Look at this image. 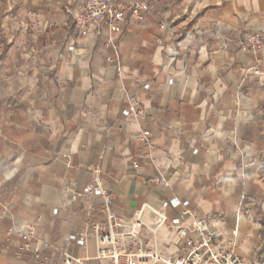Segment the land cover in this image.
I'll return each mask as SVG.
<instances>
[{
	"label": "crops",
	"instance_id": "obj_1",
	"mask_svg": "<svg viewBox=\"0 0 264 264\" xmlns=\"http://www.w3.org/2000/svg\"><path fill=\"white\" fill-rule=\"evenodd\" d=\"M143 1L149 9L141 19L128 11L122 32L90 25L79 37L72 15L84 0H0V264H62L68 236L90 232L86 223L105 215L99 197L67 204L66 190L82 191L95 164L116 213L167 200L170 218L185 207L224 214L249 264L264 257V48L254 56L237 46L264 26V0ZM214 22L227 25V46L214 38ZM193 27L207 30L204 39L177 54L165 47L172 32ZM134 100L144 116L124 117ZM160 175L170 184L145 188ZM243 196L250 215L236 223ZM16 221L36 224L50 244L25 246L9 233ZM157 240L168 255L183 246L162 229ZM96 251L93 237L74 248Z\"/></svg>",
	"mask_w": 264,
	"mask_h": 264
},
{
	"label": "built area",
	"instance_id": "obj_2",
	"mask_svg": "<svg viewBox=\"0 0 264 264\" xmlns=\"http://www.w3.org/2000/svg\"><path fill=\"white\" fill-rule=\"evenodd\" d=\"M149 9L147 2L143 0H133L122 2L120 0H84L79 10L73 12L72 21L74 30L79 37L87 34L90 25L106 27L111 34L122 32L127 12L133 19H141L143 12ZM162 27H166L165 24ZM214 38L221 41L222 46H227L230 40L228 27L220 22H214L212 28ZM207 30L201 27H193L184 33H171V43L165 47L172 53L177 54L183 48L194 45L198 40L204 39ZM163 44V40H159ZM237 46L241 52L257 56L264 48V26L257 30L245 32L237 38ZM116 49V46H114ZM116 60L119 66L118 51L116 49ZM181 70L186 69L183 59ZM172 81V79H170ZM241 96V93L238 94ZM144 109L138 101H132L128 107L123 109V116L143 117ZM236 134V131H233ZM236 147L239 149L237 140ZM149 148L152 144L149 143ZM242 156L248 159L247 147L241 149ZM151 156L150 151L147 154ZM135 167L138 163L134 164ZM264 169V159L259 165ZM102 168L95 164L90 168L91 181L85 185L82 191L67 189L69 200L67 204H72L80 198L86 201L99 197L102 199L101 211L104 217L96 221H88L86 225L90 227V232L83 234H70L67 238L68 247L62 250V264H90L92 259L98 264H249L248 259L236 250L235 239L238 235V226L232 231V236L228 237L224 229L225 215L214 214L202 216L196 210L185 207L181 214L170 218L166 209L169 202L164 200L160 206H156L149 201H141L130 217L120 215L113 208V193L104 184L101 177ZM242 174L253 176L245 166L242 167ZM167 176L160 175L146 181L145 188L152 189L158 185H169ZM252 202L254 198H250ZM247 196H243L236 213V223L243 216L250 215V208L246 204ZM57 211V210H55ZM149 212L153 215L150 222L145 214ZM146 228L149 230L150 238L145 236ZM162 229L168 234L177 233L183 240V246L179 253L168 255L158 248L157 233ZM9 233H16L25 243V246L35 240H41L38 228L34 223L14 222ZM96 242L97 251L95 256H79L74 252L75 247L87 246L90 238ZM44 246L50 243L41 240ZM73 246V247H72ZM254 264H264V257L258 258Z\"/></svg>",
	"mask_w": 264,
	"mask_h": 264
}]
</instances>
